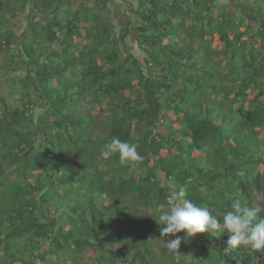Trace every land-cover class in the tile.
I'll return each mask as SVG.
<instances>
[{"label": "trees", "instance_id": "16d2710c", "mask_svg": "<svg viewBox=\"0 0 264 264\" xmlns=\"http://www.w3.org/2000/svg\"><path fill=\"white\" fill-rule=\"evenodd\" d=\"M73 1L0 0V79L25 69L0 95V264H176L156 209L178 187L264 217V0H124L118 30ZM113 136L135 169L101 157ZM229 235L190 237L180 264H264Z\"/></svg>", "mask_w": 264, "mask_h": 264}, {"label": "clouds", "instance_id": "9594fccd", "mask_svg": "<svg viewBox=\"0 0 264 264\" xmlns=\"http://www.w3.org/2000/svg\"><path fill=\"white\" fill-rule=\"evenodd\" d=\"M135 143H129L113 136L105 142L101 157L105 160L118 156L119 163L135 169L142 156ZM167 207H157V220L161 227V238L171 234L173 238L165 242L167 252L180 264L182 253L179 251L181 243H187L190 237L198 233H210L219 237L227 231L229 246L244 247L254 251L264 252V217L258 215L259 209L242 206L240 202L233 204L221 218H218L206 206L197 204L188 198V191L184 187L172 189L167 197ZM166 225V226H165ZM184 232V236L177 235Z\"/></svg>", "mask_w": 264, "mask_h": 264}, {"label": "rangeland", "instance_id": "374dc122", "mask_svg": "<svg viewBox=\"0 0 264 264\" xmlns=\"http://www.w3.org/2000/svg\"><path fill=\"white\" fill-rule=\"evenodd\" d=\"M107 4V7H109L113 13L112 21L114 25L116 26L115 30H118L122 15H123V8L122 12L120 11V8L117 6V3L115 0H104ZM227 0H224L226 2ZM98 3L101 2V0L97 1ZM221 3V4H224ZM223 8H226V10L230 12H238V7L231 5L230 7L224 6ZM36 19V18H34ZM14 21L15 25L19 26V29H21L20 23L23 21V18H17ZM10 26V25H9ZM133 31H136L135 25L131 26ZM243 29V27H242ZM128 47L132 51L135 56L139 57L140 60H142L143 52L137 47V42L134 38H130L129 36L126 38ZM52 47L56 48L55 45ZM4 60V59H3ZM25 75V69H18V70H9V72L6 75H2L0 79V95L4 96L7 99V102L10 105H14L16 103V99L19 97L21 90L23 89L22 83L17 80L18 77H24ZM15 80V82H13Z\"/></svg>", "mask_w": 264, "mask_h": 264}, {"label": "crops", "instance_id": "0c3cea01", "mask_svg": "<svg viewBox=\"0 0 264 264\" xmlns=\"http://www.w3.org/2000/svg\"><path fill=\"white\" fill-rule=\"evenodd\" d=\"M82 1H88V0H74V1H73V6H74V7L79 6L80 3H81ZM90 1H91V4L94 3V0H90ZM115 1H116V3H117V6L120 8V11L122 12V8H123V9L125 8V4L123 3L124 0H115ZM129 1H130L131 4H133L134 6L137 5V0H129ZM123 12H124V10H123ZM131 15H134V14H131Z\"/></svg>", "mask_w": 264, "mask_h": 264}]
</instances>
